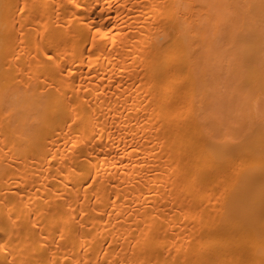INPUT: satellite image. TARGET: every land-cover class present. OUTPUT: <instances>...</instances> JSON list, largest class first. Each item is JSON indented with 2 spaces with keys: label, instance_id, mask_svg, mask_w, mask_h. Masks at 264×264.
<instances>
[{
  "label": "bare ground",
  "instance_id": "obj_1",
  "mask_svg": "<svg viewBox=\"0 0 264 264\" xmlns=\"http://www.w3.org/2000/svg\"><path fill=\"white\" fill-rule=\"evenodd\" d=\"M0 264H264V0H0Z\"/></svg>",
  "mask_w": 264,
  "mask_h": 264
}]
</instances>
